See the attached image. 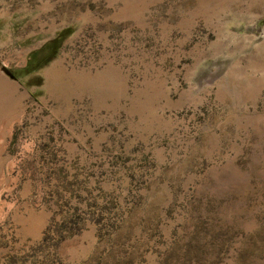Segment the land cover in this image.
Instances as JSON below:
<instances>
[{
    "label": "rangeland",
    "instance_id": "1",
    "mask_svg": "<svg viewBox=\"0 0 264 264\" xmlns=\"http://www.w3.org/2000/svg\"><path fill=\"white\" fill-rule=\"evenodd\" d=\"M0 264H264V0H0Z\"/></svg>",
    "mask_w": 264,
    "mask_h": 264
},
{
    "label": "trees",
    "instance_id": "2",
    "mask_svg": "<svg viewBox=\"0 0 264 264\" xmlns=\"http://www.w3.org/2000/svg\"><path fill=\"white\" fill-rule=\"evenodd\" d=\"M55 42H56V40H53V41L49 42L48 47H50L51 50L53 49V46L55 45Z\"/></svg>",
    "mask_w": 264,
    "mask_h": 264
}]
</instances>
